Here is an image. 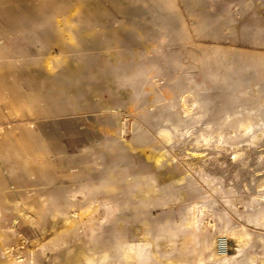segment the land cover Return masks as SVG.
Returning a JSON list of instances; mask_svg holds the SVG:
<instances>
[{"label":"rangeland","instance_id":"obj_1","mask_svg":"<svg viewBox=\"0 0 264 264\" xmlns=\"http://www.w3.org/2000/svg\"><path fill=\"white\" fill-rule=\"evenodd\" d=\"M42 112L66 119L51 152ZM0 133V264H99L120 238L144 264H264V0H0Z\"/></svg>","mask_w":264,"mask_h":264},{"label":"bare ground","instance_id":"obj_2","mask_svg":"<svg viewBox=\"0 0 264 264\" xmlns=\"http://www.w3.org/2000/svg\"><path fill=\"white\" fill-rule=\"evenodd\" d=\"M3 28L5 29V27H3ZM200 90L198 89V91L195 94V98H196L195 104L197 106L195 109L191 108L190 110H188L186 112L187 116L190 115L193 111H196L197 113H201L204 110V98H203ZM157 117H160V115H158ZM162 122L170 124V120L168 118L163 119ZM28 130L31 131L34 129H32L29 126ZM14 131H16V129ZM14 131H11V132L9 131L10 133H7V135L9 137L10 142H11V146H13L17 155L20 156L22 151L24 152L26 150L27 142H25V139L28 140V137H27L26 133L19 136ZM159 131L164 137H170V135H171V131L164 128V127L160 128ZM8 137H7V139H8ZM22 137H23V140H22ZM161 155H163V153L160 154V156ZM40 158L44 162H50L49 156H46V158L41 156ZM100 192H102V191L92 190V191H88V192H81L80 195L78 193H75V194H73V197L81 196V197H83V200L86 199L88 202H90V204L93 205V211L99 213L98 215H101L100 214L101 208H103L104 209L103 218L105 217V215H111V214H113V216L115 217L117 213L122 211L124 206H121L119 204V205H117V207H114L110 202L102 201V199H100L98 197V194ZM126 204H127V202H126ZM204 211H205V209H203V208L199 209L197 206H194L192 209L190 220H189V222H190L189 233L192 235L193 242L196 246L195 250L193 252L194 253L193 255L195 257H198L199 255H201L202 251L207 246V243H206V227L207 226L201 221V214ZM67 222H68L69 226H71V227L75 226L74 221L72 219L69 220V218H68ZM97 226L101 227L100 224H98ZM92 234L93 235L95 234V226H92ZM120 239H115L114 241H108V242H100L99 253H101V254L97 259H95L96 263L111 264L110 261H106L105 259L108 257L115 258V257L120 256L123 258L124 264H144L145 257L147 255V253H146L147 251L138 244L128 243V242L124 241L123 239L122 240H120ZM214 244H215V242H214ZM95 245H94V248H95ZM99 253H98V251H94V254L99 255ZM103 260H105V261H103ZM9 264H26V263H23V262L18 263L16 261H10ZM27 264H35V261H32L31 263H27ZM88 264H92V263H88Z\"/></svg>","mask_w":264,"mask_h":264},{"label":"crops","instance_id":"obj_3","mask_svg":"<svg viewBox=\"0 0 264 264\" xmlns=\"http://www.w3.org/2000/svg\"><path fill=\"white\" fill-rule=\"evenodd\" d=\"M60 109H64V107L60 106ZM49 112L41 113L37 119V128L41 136L42 143H44L45 148L48 152H51L55 148V139L58 138V132L61 133V129L58 128V125L65 122L66 119L51 117ZM54 127V132H52L51 128ZM49 127V128H48ZM60 139H62V135L60 134Z\"/></svg>","mask_w":264,"mask_h":264}]
</instances>
